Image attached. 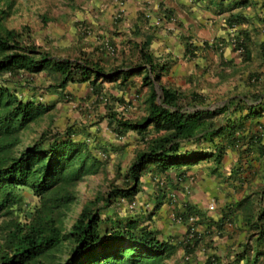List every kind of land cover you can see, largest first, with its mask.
<instances>
[{"label": "crops", "instance_id": "1", "mask_svg": "<svg viewBox=\"0 0 264 264\" xmlns=\"http://www.w3.org/2000/svg\"><path fill=\"white\" fill-rule=\"evenodd\" d=\"M259 6L253 0H90L80 9L74 6V25L90 29L85 36L74 35V59L82 55L97 61L106 73L118 70L121 74L140 63V49L146 43L145 50L154 62L167 65L159 83L180 92L181 104L229 108L217 115V127L234 128L216 136L214 146L205 141L184 145L190 154L197 156L203 151L207 157L165 172L155 170L166 178V189L151 178L153 170L146 171L137 193L140 205L156 203L164 221H170L172 207L218 221L221 235L211 239L220 255L226 256L222 258L226 264H264V236L255 226L264 222V142H252L256 127L264 125V111L254 116L248 109H264V57L259 48L264 36L250 35L258 24L254 17ZM240 31L248 37V59H243L231 42V35ZM86 47L87 53L81 52ZM62 50L59 47L51 55L73 59ZM253 72H261L257 82L250 79ZM51 75L46 71L43 80L55 84L61 78L59 73ZM121 76L98 78L99 93L92 92L88 80L78 78L68 82L63 92L65 95L69 88L80 102L109 97L107 108L118 112L116 118L145 116L149 94L147 85L142 84L143 71L124 79ZM256 93L261 97L255 99ZM191 94L201 96L202 102L195 104ZM262 214L263 219L257 220Z\"/></svg>", "mask_w": 264, "mask_h": 264}, {"label": "rangeland", "instance_id": "2", "mask_svg": "<svg viewBox=\"0 0 264 264\" xmlns=\"http://www.w3.org/2000/svg\"><path fill=\"white\" fill-rule=\"evenodd\" d=\"M88 1L90 0H0V10L4 11L5 28L22 32V40H27L26 36L31 37V43L37 46L43 44L46 49L48 47L47 50L52 51H48L49 55L55 54L53 52H57L61 47L62 52L74 58V50H76L74 35L81 37L90 31L83 25H74V9L85 7ZM253 2L256 6L260 4L259 11L255 12L254 17L258 24L255 28H251L250 34L257 38L259 34L264 36L262 7L264 0H253ZM48 43L50 46L47 45ZM87 50L89 49L86 47L81 52L87 53ZM46 71V69L42 70L33 76H27L20 71L14 77L4 72L0 77V85L8 87L17 100L26 102L28 94H31L30 101L40 105L29 122L10 123L13 131L9 135H5L4 123H1L0 164L9 165L14 158L29 151L32 168L37 169L40 165L49 162L44 151L49 150L50 146L58 141L70 138L83 144L79 153L67 154L63 159L66 162L64 171L66 183L64 180L59 181L54 194L48 195V193L45 198L43 197L44 199L42 198L53 206L59 204L52 217L62 232H68L82 208L91 204L100 216L101 233L105 229L123 227L133 222V229L136 232L143 229L151 230L159 240H166L175 245L172 253L153 257L151 264H226V260H222L226 256L220 255L214 240L211 239L213 236L221 235L222 228L216 220L198 218V213L194 216L182 211V208L172 209V207L169 214L170 221H164L163 215L158 214L156 203L151 204L148 201L140 205L138 194L133 198H114L109 205H104L102 198L112 187L126 185L127 170L137 152L145 149L147 138L156 134L154 126L147 127L144 138L134 131L125 132L123 135L114 132L113 127L109 125V119L113 114L116 117L118 112L114 113L107 108L111 101L109 97H97L94 101L83 100V102L75 100L74 93L69 88L64 95V92L53 89V83L43 80ZM147 87L149 94L150 86ZM155 89L159 95L157 84ZM15 104L13 99L4 98L0 107V119L3 118L4 113L12 110ZM206 107L209 108L207 105ZM91 129L96 130V133H92ZM254 134H260L264 142V125H258ZM81 160H83L82 173L75 178L74 170L81 165ZM147 168L154 173L155 170L160 172L155 169L154 164L147 165ZM153 177L162 189H166L165 177L159 176L158 173L151 175V178ZM27 184L31 185L32 179H29ZM65 192L71 196V200L66 204L56 199L58 195H65ZM10 196L11 213L4 211L0 214V240L4 234V221L15 216L19 222L25 224L28 211L31 210V217L34 218L44 203L34 194L30 186L13 188L10 190ZM213 208L214 206L210 207ZM72 245L71 239L62 241L55 249L48 252L44 257L45 261L62 264L70 255ZM128 252L130 251L127 250L126 253ZM135 252L137 255L141 254L140 250Z\"/></svg>", "mask_w": 264, "mask_h": 264}, {"label": "trees", "instance_id": "3", "mask_svg": "<svg viewBox=\"0 0 264 264\" xmlns=\"http://www.w3.org/2000/svg\"><path fill=\"white\" fill-rule=\"evenodd\" d=\"M4 17V11L0 10V77L4 72L14 77L20 71L31 76L46 69L50 76L54 72L60 74L61 78L53 85L60 88L62 92L68 82L78 78L81 81L88 80L92 92L99 93L100 90L96 85L98 78L112 80L122 74L121 77L124 79L127 75L143 71L142 83L150 86L147 114L139 119L123 117L116 119L113 114L109 125L113 127L114 132L120 135L131 130L142 138L145 136L147 127L153 125L156 134L147 138L145 149L137 152L127 170L126 185L112 187L102 198L104 205H109L114 198H133L140 190L141 177L148 171L147 165L149 164H154L155 169L165 172L177 166L193 164L201 156L207 157L208 154L203 151L197 156L190 154L184 150V145L190 142L205 141L214 146V138L227 128V126L226 128L217 127L220 122L216 119L217 115L228 111L227 106L208 109L205 105L202 108H196V105L181 104L179 102L182 97L180 92L159 83V77L163 71L167 70V65L154 62L152 55L145 50L146 43L140 49V63L133 69L120 72L121 74L118 70L106 73L97 61L82 55L75 59L49 55L48 52L31 43V37L26 36L27 40H22V32L5 28ZM238 33L235 36L234 48L240 50L243 59H248V37L242 31ZM259 48L261 57H264V42L259 44ZM260 75V73L253 72L250 79L257 82ZM155 84L160 90L159 95ZM259 96L258 93L254 94L255 99L261 97ZM4 98H11L16 102L12 110L4 113L3 118L0 119V125L4 123L5 135H9L13 131L10 123L13 121H18L20 124L29 122L40 105L30 100L26 102L17 100L8 87L0 85V107ZM190 98L195 104L202 102L201 96L191 94ZM248 109L249 113L254 116H260L264 111L254 106H248ZM232 110L230 109V112ZM231 128L234 127L228 126L227 129ZM261 141L260 134L252 135L254 144ZM81 147H83L82 143L72 141L70 138L58 141L51 145L49 150L44 151L49 162L40 165L37 169L32 168L29 151L14 158L9 165L1 163L0 214L4 211L11 213L9 210L12 205L10 190L13 188L30 186L40 199L45 198L48 193V195L54 194L56 184L62 180L65 182L66 162L63 159L67 154L79 153ZM82 162L83 160H81V165L74 170L75 178L82 173ZM29 179H32L31 185L27 184ZM64 194L58 195L56 199L66 204L71 200V196L67 192ZM43 199L41 200L44 201L42 208L36 212L34 218L31 217V210L28 211L25 224L19 222L15 216L4 221V234L0 240V264H54L46 262L44 257L67 239H71L73 245L70 255L62 264H151V259L164 253L170 254L175 250V245L166 240H159L154 231L143 229L136 232L133 229V222L123 227L105 229L101 233L100 216L91 204L82 208L68 232H62L52 217L59 204L53 206L52 203L48 204ZM263 214L257 220L263 219ZM255 226L264 236V222L256 223ZM127 250L130 252L126 253ZM136 250H140L141 254L137 255Z\"/></svg>", "mask_w": 264, "mask_h": 264}, {"label": "built area", "instance_id": "4", "mask_svg": "<svg viewBox=\"0 0 264 264\" xmlns=\"http://www.w3.org/2000/svg\"><path fill=\"white\" fill-rule=\"evenodd\" d=\"M231 37H233L232 38V40H231V42H232V44L235 46V42H236V40H235V36L232 34L231 35ZM214 43V42H213ZM213 43H211V44H213ZM106 48L109 50V51H112V47L111 46H106ZM238 52L240 51V50H237ZM193 231V229L191 228V232Z\"/></svg>", "mask_w": 264, "mask_h": 264}]
</instances>
